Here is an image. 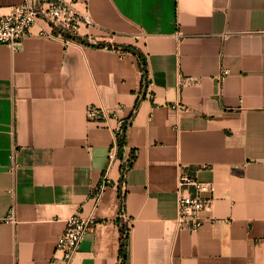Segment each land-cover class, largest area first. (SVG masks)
I'll return each instance as SVG.
<instances>
[{
    "label": "crops",
    "instance_id": "0c3cea01",
    "mask_svg": "<svg viewBox=\"0 0 264 264\" xmlns=\"http://www.w3.org/2000/svg\"><path fill=\"white\" fill-rule=\"evenodd\" d=\"M88 12L79 37L102 47L39 36L42 21L17 50L0 44V264H66L55 246L78 211L98 224L69 264H120L122 161L86 109L134 112L143 71L125 45L146 56L153 98L126 132L124 264H264V0H88ZM181 170L215 185L196 232L177 224Z\"/></svg>",
    "mask_w": 264,
    "mask_h": 264
},
{
    "label": "built area",
    "instance_id": "2783aa9c",
    "mask_svg": "<svg viewBox=\"0 0 264 264\" xmlns=\"http://www.w3.org/2000/svg\"><path fill=\"white\" fill-rule=\"evenodd\" d=\"M73 0H23L20 4L9 8L8 12L0 13V44L7 45L12 50H17L21 42L31 35V28L38 21L44 25L40 27L37 35L47 38H60L67 45L77 43L75 37H79L81 27L95 25L88 12V0H77L86 5V11H79ZM139 37V36H137ZM229 73L224 69L221 73L225 76ZM151 81L147 78V84L142 88L140 96L145 94L147 98H153L150 90ZM145 84V83H144ZM184 108V105H178ZM89 120L109 126L114 133V143L109 152V163L117 159L119 140L125 133L127 119L121 118L109 112L104 107L89 105L86 109ZM113 121V124H111ZM134 152H130L127 159L133 158ZM11 170L17 166L15 154L11 155ZM104 184L100 185L96 193L98 199L102 193ZM178 215L177 224L180 228L196 232L204 223L202 213L209 209L215 196V185L213 182L202 181L197 176L181 170L178 178ZM126 218L130 229V220ZM7 220L14 221V209L10 211ZM98 224L94 214L85 215L78 211L67 218L64 231L59 235L55 251L62 254V259L69 264L76 253L84 236L92 231Z\"/></svg>",
    "mask_w": 264,
    "mask_h": 264
},
{
    "label": "trees",
    "instance_id": "16d2710c",
    "mask_svg": "<svg viewBox=\"0 0 264 264\" xmlns=\"http://www.w3.org/2000/svg\"><path fill=\"white\" fill-rule=\"evenodd\" d=\"M75 39L77 41H79L80 43L85 44V45H91V46H97V47L104 46V43L91 44L87 40L82 39L80 37H75ZM122 48H123V50L130 51V52L134 53L135 55H137V57L139 59L141 70L143 71L142 88L144 89V87L147 84V78H148V64H147L146 56L142 53V51L140 49H138L135 46L125 45ZM144 97H145V94H142L140 96V98H138L136 105L134 107V112H132V114L127 119L128 123H126V125H125L126 132L129 128V125L132 121V118L134 117L135 112L139 106L140 100L143 99ZM126 145H127V142H126V133H125L124 137L121 140H119V146H118V152H117L118 158L122 161L121 166H120V168H121V182L119 184L120 211H121V213L124 212V210H125V198H126V193H127V190L123 188L124 183H125V175H126V172L128 171V169H130L133 166V163L136 159V152L133 149L131 150V152H134L132 160L125 158ZM128 238H129V228L127 226V222H122V223H120V249H119L120 264H124L126 259H127Z\"/></svg>",
    "mask_w": 264,
    "mask_h": 264
}]
</instances>
